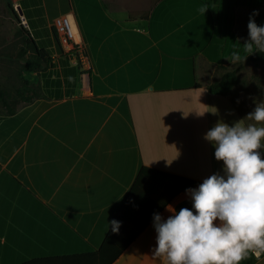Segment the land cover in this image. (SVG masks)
Segmentation results:
<instances>
[{"label":"crops","instance_id":"0c3cea01","mask_svg":"<svg viewBox=\"0 0 264 264\" xmlns=\"http://www.w3.org/2000/svg\"><path fill=\"white\" fill-rule=\"evenodd\" d=\"M236 1L68 0L87 61L51 54L23 71L35 97L0 105V264H79L66 256L100 252L114 232L108 246L125 248L111 264H162L154 214L190 197L160 172H222L205 134L244 118L208 90L235 62L236 23L222 14Z\"/></svg>","mask_w":264,"mask_h":264},{"label":"clouds","instance_id":"9594fccd","mask_svg":"<svg viewBox=\"0 0 264 264\" xmlns=\"http://www.w3.org/2000/svg\"><path fill=\"white\" fill-rule=\"evenodd\" d=\"M207 9L204 5L199 11L205 14ZM256 15L258 11L250 16L242 51L231 53L233 61L264 53V25L256 22ZM204 138L213 145L215 159L223 162L222 172L186 190L191 208L169 205L172 214L167 218L154 214L153 255L162 264H242L253 256L259 259L264 255V101L231 124L219 120ZM110 226L118 232L121 222L112 220Z\"/></svg>","mask_w":264,"mask_h":264},{"label":"rangeland","instance_id":"374dc122","mask_svg":"<svg viewBox=\"0 0 264 264\" xmlns=\"http://www.w3.org/2000/svg\"><path fill=\"white\" fill-rule=\"evenodd\" d=\"M236 2L237 7H232L236 12L235 15L232 12L228 14L227 11L222 14L223 21L226 18L230 23V17H232V23L234 21L236 23L231 53L236 49L242 51V44L249 38L248 13L257 8L264 11V0H237ZM40 5L44 9L43 25L49 28L52 27L55 19L65 14L69 8L68 0H41ZM19 7L22 8L21 0H0V86L10 92L22 83L18 75L23 64L18 57V52L23 45L21 27L23 25L29 27L24 10L20 15ZM35 7H39V4ZM50 50L51 54L66 55L58 45L51 47ZM249 56L246 59L235 60L231 64V69L237 70L238 83L229 95L244 117L255 108L258 102L264 101V61L255 64Z\"/></svg>","mask_w":264,"mask_h":264},{"label":"trees","instance_id":"16d2710c","mask_svg":"<svg viewBox=\"0 0 264 264\" xmlns=\"http://www.w3.org/2000/svg\"><path fill=\"white\" fill-rule=\"evenodd\" d=\"M41 0H21V5L24 10L25 16L28 19L29 27L24 25L21 27V34L23 36V45L18 52V57L23 62L21 69L18 71L19 79L22 82L17 85L16 88L12 89L10 92L8 89L0 86V105L8 108L9 112H14L18 103L29 102L35 97L36 89L33 85L29 84L28 81L23 77V71H37L40 70L43 64H46L50 60L51 50L53 46H59L62 49V45L59 40L58 32L55 27H44L43 14L44 9L40 5ZM39 4V7L35 5ZM258 11V15L255 16V20L258 24L264 25V11L261 9H253L248 13V21L250 16ZM48 37V39H47ZM50 37V38H49ZM249 59L255 64H259L264 61V53H254L249 56ZM238 83V74L236 69H226L221 78L212 82L208 85L209 92L219 95H229L236 84ZM199 86V84H197ZM11 110V111H10ZM146 169L141 170V178L134 184L131 192L127 196L123 207L125 211L128 210L134 202L136 197H138V189L140 181L146 176ZM159 172V171H157ZM167 178L178 179V189L186 190L190 187L199 185L201 182L195 179L181 177L173 175L170 173H162ZM159 177V176H158ZM157 179V178H156ZM139 181V182H138ZM175 182V181H173ZM182 207H192L191 200H185L177 205V210ZM122 219V218H121ZM116 235L109 236L107 239V246L103 247L100 252H90L75 254L66 257L72 258V263L79 264H111L120 254V252L125 248L124 245L119 246L115 249H111L108 246ZM257 258L254 256L247 260L245 264H253ZM81 261V262H80ZM32 263V262H29ZM23 264V263H22Z\"/></svg>","mask_w":264,"mask_h":264},{"label":"built area","instance_id":"2783aa9c","mask_svg":"<svg viewBox=\"0 0 264 264\" xmlns=\"http://www.w3.org/2000/svg\"><path fill=\"white\" fill-rule=\"evenodd\" d=\"M56 28L64 53L73 56L78 61H87L85 47L77 40V32L70 14L57 17L52 25Z\"/></svg>","mask_w":264,"mask_h":264},{"label":"water","instance_id":"95a60500","mask_svg":"<svg viewBox=\"0 0 264 264\" xmlns=\"http://www.w3.org/2000/svg\"><path fill=\"white\" fill-rule=\"evenodd\" d=\"M18 11H19L20 15L23 14V9L21 7L18 8Z\"/></svg>","mask_w":264,"mask_h":264}]
</instances>
